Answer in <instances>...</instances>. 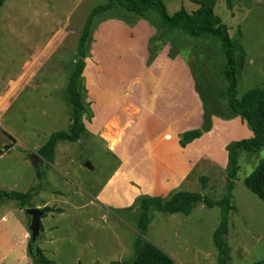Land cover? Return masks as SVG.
<instances>
[{
    "label": "rangeland",
    "instance_id": "rangeland-1",
    "mask_svg": "<svg viewBox=\"0 0 264 264\" xmlns=\"http://www.w3.org/2000/svg\"><path fill=\"white\" fill-rule=\"evenodd\" d=\"M163 1L170 16L181 8L193 14L203 3V0ZM107 3L108 0H6L0 9V95L28 87L7 112L0 110L3 118L0 153L5 154L0 160V192L23 193L26 179L33 174L25 164L32 149L44 145L57 132L69 131L71 109L67 88L78 60V42L89 13ZM112 14L114 12L106 11L99 18ZM214 14L229 30L236 45L238 63L241 51L245 53L243 66H238L237 99L241 100L248 91L264 87V0H231L230 3L218 0ZM147 16L159 33L161 22L157 15ZM100 25L95 28L93 37ZM98 39L93 54V38L86 62L96 63L97 57L104 68L106 85L113 84L123 96L129 91L130 67L138 65L137 54L131 48L129 37L120 30L105 28ZM167 41L171 46L175 41L182 42L183 47L159 44L158 52L169 47L170 55L172 49L180 53L198 81L209 82L210 108L220 116L226 115L227 86L221 76L225 59L219 42L213 38L185 37L179 32L169 33ZM85 75L91 86L95 78L91 65ZM97 91L96 87L92 88L95 95ZM4 133L12 135L19 142L18 147L8 151L6 147L12 146V142ZM111 143L114 148L115 141ZM57 150L55 163L44 169L45 177L35 176L40 181L37 185L40 198L66 211L61 219L42 221L44 226L53 228V264L129 263L134 255V244L140 238L137 213L111 209L112 212L104 211L103 221L98 217L90 222L88 217L82 216L76 223L72 222V216L78 213L73 210V202L89 205L117 167L116 159L107 152L103 140L91 134L74 144L61 142ZM262 160L264 149L255 155H240V171L230 200L226 264H264V202L244 185L245 178ZM212 165L215 169H205L209 176L208 188L203 190L200 175L189 191L218 202L227 194L229 179L226 170L222 172L220 166ZM197 175L195 173V177ZM55 192L63 194L64 199ZM96 211L99 209L94 207L84 213ZM82 214L80 212L79 216ZM221 218L220 208H207L204 204L196 205L188 217L152 211L143 240L162 248L176 264H219L220 255L213 235ZM71 236L74 241H70Z\"/></svg>",
    "mask_w": 264,
    "mask_h": 264
},
{
    "label": "crops",
    "instance_id": "crops-1",
    "mask_svg": "<svg viewBox=\"0 0 264 264\" xmlns=\"http://www.w3.org/2000/svg\"><path fill=\"white\" fill-rule=\"evenodd\" d=\"M105 28L120 30L129 37L131 48L135 55L137 54L135 59L138 65L130 67L129 91L120 96L113 84L106 85L103 80L104 68L99 59L96 57V63L86 62L83 77L88 90L87 102L91 103L94 117L91 123L84 120V124L89 134L103 140L107 152L116 159L117 167L89 205H78L73 202V210L78 212L72 216L73 223L82 216L88 217L90 222H94L98 217L103 221L105 210L128 209L140 196L166 199L176 191L190 192L193 182L195 180L197 182L200 175L209 177L205 169H215L212 164L218 168L220 166L222 172L226 170L228 161L226 147L229 144L253 138V133L241 118L221 121L213 117L212 131L182 149L180 135L198 130L203 125L204 109L196 92L192 68L180 55L170 58L169 47H163L156 60L148 67V44L157 32L143 20L134 28L116 20L102 23L93 37L95 40L93 54L99 42V34ZM89 65L93 67L95 75L91 86L85 75ZM91 87L98 89L96 95L92 93ZM27 88L22 86L17 88L18 92L10 90L0 95V110L7 112L11 108V103ZM0 117L1 127L3 120L1 114ZM68 121L70 127L71 116ZM4 136L12 142V146L6 147L8 151L18 147L19 142L12 135L4 133ZM111 140L115 141L114 148ZM60 144L61 142L56 148L55 161ZM44 145H38L31 151V155L36 154L44 162L41 174L38 175L30 159L26 160V167L30 168L33 174L26 179V186L21 190L23 193L37 187L40 182L38 178L45 177L44 169L51 165L38 154ZM4 157L5 154L0 153V160ZM195 173L198 174L197 177ZM35 176L38 177L37 180ZM40 193L38 188L33 194L34 209L42 210L49 207L61 210V213L51 212L44 215L45 219L42 218L41 224L49 218L61 219L66 215L63 209L42 200ZM59 194L55 192V195ZM60 196L64 199L63 194ZM94 207L99 211L84 213L85 210ZM1 211L3 213L0 214V264H34L28 254L31 234L25 212L20 210L15 202L7 201L0 204ZM80 212H83L81 216ZM99 213L100 215H97ZM42 226L44 232L38 247L53 264L54 239L51 234L53 228L43 224ZM74 239L71 236L70 241ZM160 250L163 251L162 248Z\"/></svg>",
    "mask_w": 264,
    "mask_h": 264
},
{
    "label": "trees",
    "instance_id": "trees-1",
    "mask_svg": "<svg viewBox=\"0 0 264 264\" xmlns=\"http://www.w3.org/2000/svg\"><path fill=\"white\" fill-rule=\"evenodd\" d=\"M6 0H0V9ZM230 3L231 0H228ZM218 0H203L201 8L190 14L185 8H181L172 16L168 14L167 7L163 0H108L105 6L97 7L92 10L84 24L82 33L77 46L78 60L73 67V71L68 81V103L71 109L72 125L68 132H57L50 136L46 144L39 150L38 154L48 163L55 162V152L58 143L68 142L71 144L79 142L89 133L85 127L84 120L92 122L94 114L91 109V103L87 102L88 90L86 88L83 72L86 67V60L91 44L93 43V33L95 28L109 20H119L124 22L128 27L134 28L139 21H146L150 26L151 20L148 14H156L161 22V31L150 39L148 44L149 58L147 66H151L159 54V44L168 46L167 36L169 33L179 32L182 36L194 39L213 38L221 46L224 55V65L221 76L226 82V115L220 116L209 106L210 85L208 81L200 83L193 69L196 92L203 104L204 115L203 125L198 130L188 131L180 135V146L185 149L194 141L199 140L205 134L212 131L213 117L220 118L224 121H231L235 118H241L246 122L249 130L253 133V138L232 142L227 146V194L222 201L214 202L211 199L187 191H176L168 198L140 196L136 199L135 204L121 212H133L137 210L138 230L140 238L134 244V255L127 264H176L175 261L166 253L161 251L155 245L143 240L148 228L149 214L152 211L168 215L190 216L198 204H204L207 208H220L221 221L213 235V242L219 251V264H226L225 256L227 255L226 237L229 233L228 216L231 212L230 200L234 189V182L240 171L239 158L241 154L255 155L264 149V87L254 88L248 91L241 100L237 99L238 90V71L243 66L245 58L244 51H241V59L238 63L236 56V45L230 37L229 30L221 19L215 16L214 11ZM114 12L108 18H99L104 12ZM156 29V28H155ZM168 34V35H167ZM171 46V45H170ZM181 47L182 42H173L171 48ZM176 54L171 51L170 58H175ZM203 190L208 188V177L203 176L200 180ZM245 187L264 202V160L260 162L252 174L244 180ZM38 190L33 187L26 193L18 192H0V204L4 202H15L22 211L34 208L33 194ZM45 216L48 213H61V210L46 207L40 210ZM114 210L113 212H120ZM44 216V217H45ZM43 217V218H44ZM42 234L44 228L41 224ZM41 255V264H51L38 247ZM28 254L33 259L34 264H38L34 258L35 247L31 244L28 246Z\"/></svg>",
    "mask_w": 264,
    "mask_h": 264
},
{
    "label": "water",
    "instance_id": "water-1",
    "mask_svg": "<svg viewBox=\"0 0 264 264\" xmlns=\"http://www.w3.org/2000/svg\"><path fill=\"white\" fill-rule=\"evenodd\" d=\"M29 159L34 169L38 173V175L41 174V169L44 165V162L36 154L30 155ZM86 166L88 168H91L89 163H87ZM25 214L29 221V231L31 234L29 245L32 244L35 247L34 258L37 260L38 264H41V261H40L41 255L38 251V243L42 237L41 220L45 214L42 213L40 210L34 209V208L27 209L25 211ZM118 264H121V263H118Z\"/></svg>",
    "mask_w": 264,
    "mask_h": 264
},
{
    "label": "built area",
    "instance_id": "built-area-1",
    "mask_svg": "<svg viewBox=\"0 0 264 264\" xmlns=\"http://www.w3.org/2000/svg\"><path fill=\"white\" fill-rule=\"evenodd\" d=\"M1 118V117H0Z\"/></svg>",
    "mask_w": 264,
    "mask_h": 264
}]
</instances>
